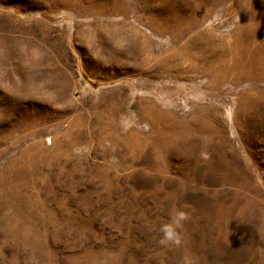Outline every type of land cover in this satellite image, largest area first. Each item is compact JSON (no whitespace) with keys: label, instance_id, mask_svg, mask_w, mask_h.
<instances>
[{"label":"rangeland","instance_id":"rangeland-1","mask_svg":"<svg viewBox=\"0 0 264 264\" xmlns=\"http://www.w3.org/2000/svg\"><path fill=\"white\" fill-rule=\"evenodd\" d=\"M124 1L151 51L116 63L79 42L120 18L81 0H0V210L16 200L21 223H0V264H264V134L234 115L250 82L234 68L209 84L183 57L167 70L181 35L149 29L159 0ZM196 16L264 54V0H213ZM25 77L45 107L7 90ZM175 209L187 219L162 244Z\"/></svg>","mask_w":264,"mask_h":264},{"label":"bare ground","instance_id":"bare-ground-1","mask_svg":"<svg viewBox=\"0 0 264 264\" xmlns=\"http://www.w3.org/2000/svg\"><path fill=\"white\" fill-rule=\"evenodd\" d=\"M54 1L57 4H68L77 7L80 0ZM81 1L87 2V9L93 10L98 15H111L120 18L116 22L97 27V32L101 35V42H95L91 36L88 39L81 40L79 42L80 47L82 46L85 51H91L95 58L98 57L99 59H101V53L106 51L108 58L116 63H124L125 57L133 56L138 49L151 51L150 43L145 35L138 31L134 24L126 20L128 8L124 0ZM212 2L213 0H183L180 5L174 6L175 0H159L157 6L147 7V17L154 22V25L149 27V29L155 33L168 32L172 38H177L178 35H181L182 42L178 46L179 54L181 55L176 51L170 53L174 64L167 67L169 71H181L182 68L175 61L179 57H183L188 61L191 60L188 63L189 69L199 68L200 71L209 74V84H213L217 79L224 75L227 76V72L233 73L234 71L231 70L237 68V73H233L231 77L229 75L230 79H233L236 84L249 81L251 89L244 91L237 98L234 112L235 119L239 121L240 115L242 117V114L246 113L247 118L251 120V132L264 134V54L261 49L257 48L249 51L245 47L246 40L244 37L235 39L236 46L234 43L230 45L229 41L226 42L227 40L214 32L211 27L204 26L205 17L196 16V11L200 5L206 6ZM135 20H137V17ZM137 22H139V19ZM254 31L255 27L253 24L245 32V35H251ZM238 48H242L248 55L243 59L240 56H235ZM225 57H229L231 66L222 68ZM163 60L165 59L156 61V63L160 65ZM14 62L17 65L20 64L19 59ZM223 65L226 66L225 64ZM28 80V77L18 79L15 83L8 85L7 90H14L16 96H18L19 92L21 97L28 98L34 105L40 101L43 104L42 107H45L50 101V97L48 95L39 96L40 93L33 92ZM7 110L13 112V105L11 104ZM29 125H31L30 121L24 122V126L29 127ZM249 126L246 125V127ZM257 126L258 128H255ZM249 153H252V151L250 150ZM16 203L17 201L15 200L11 203V206H1L3 207L2 209L8 208V210H0V223L2 226L14 228L21 226V223L18 222V207ZM4 211L7 213H2Z\"/></svg>","mask_w":264,"mask_h":264},{"label":"clouds","instance_id":"clouds-1","mask_svg":"<svg viewBox=\"0 0 264 264\" xmlns=\"http://www.w3.org/2000/svg\"><path fill=\"white\" fill-rule=\"evenodd\" d=\"M187 219L184 211L175 209L169 214V220L160 225V242L176 244L178 243V229L182 226L183 222Z\"/></svg>","mask_w":264,"mask_h":264}]
</instances>
